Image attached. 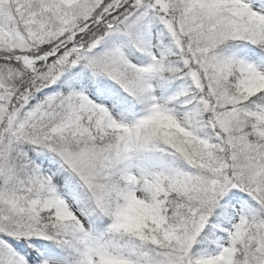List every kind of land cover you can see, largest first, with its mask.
Instances as JSON below:
<instances>
[{
  "label": "trees",
  "instance_id": "trees-1",
  "mask_svg": "<svg viewBox=\"0 0 264 264\" xmlns=\"http://www.w3.org/2000/svg\"><path fill=\"white\" fill-rule=\"evenodd\" d=\"M26 1L23 7L22 0L19 1L15 9V13H28L25 19L15 15L23 24H17L15 20L8 22L0 5V225L6 230L7 242L1 246L4 253L0 264H14L17 259L39 264L53 254L68 256L65 246L58 242L60 237L82 240L86 244L92 240L104 252L123 255L136 264H146L152 252L151 245L119 227L116 206L120 200L116 196L120 187L117 182L126 176L129 166L137 162L142 168L158 170L165 175V188L159 191L162 197L167 201L177 197L179 203L186 205L195 195L184 151L160 137L147 136V123L142 124V119L151 114L153 99L146 71V75L134 76L123 87H117L97 70H86L81 65L70 70L65 69L67 66H58V58L71 55L69 52L74 50L70 44L64 47L72 34L88 24H91L89 30L99 28L102 24L96 21L102 19V11L107 6L114 7L120 0L105 1L96 9L87 7L92 0ZM257 1L264 8V0H250L251 3ZM152 4L153 1L147 2L139 9L138 14H141L145 7L151 8L148 17L138 19L139 24L129 37L127 51L123 50V45L116 51L126 66H134L133 70L142 72L152 59L153 49L160 51L161 68L156 76L161 96L171 98L170 104L183 115L186 129L180 125L166 126L168 116L158 122L160 126L155 125L160 131L172 130L184 139L199 135L207 137L213 134L209 123L212 108L219 112L236 109L244 125L239 133L240 140L252 144L246 150L250 160L254 158L253 151L263 156L264 91L246 97L241 103L232 95L231 85L242 81V77L235 74L234 67L243 56L249 55L264 64V18L246 26L238 24L234 36L219 39L220 46L213 54L218 66L207 75L212 83L200 88L185 66L190 55L182 52L184 45L174 40ZM117 8L116 17L125 9H131L123 2ZM86 11L88 16L85 18L82 14ZM59 17L61 21H57ZM136 17L137 13L132 16ZM17 35L23 37V44H18ZM83 37H75L76 42L81 43ZM55 50H58L56 56L40 62L35 69L21 63L23 58H37ZM58 71L62 72L58 80L54 81L56 75L53 81L42 84V77L55 75ZM227 92L232 96L224 99ZM69 99H73L72 103L68 102ZM87 99L93 106L95 100H105L130 116L138 124L136 141L131 139L130 133H103L100 123L94 134L84 120L86 108L78 113L73 103ZM255 132L262 133L259 142L263 145L252 140L251 135ZM7 157L24 161L25 171L22 173L16 167L14 170L5 169L3 163H8ZM45 170L52 171L53 177H47ZM45 191L61 192L74 198L79 212L91 224L89 232H84L79 222L74 223L73 232L68 231L71 228L69 223L58 224L60 230L55 228L51 234L45 230L47 226L37 222V217H43L44 213H38L40 205L35 202L43 199ZM238 193L235 199L243 210L246 232L258 233L262 237L264 206L262 209L248 192L239 190ZM233 198L232 195L227 197L221 208L210 216L208 226L213 232L217 230L215 223H225L229 218ZM189 211L188 205L186 210H176V219L171 221L183 227L193 224L195 214ZM171 228L174 227L171 225ZM213 239L215 234L209 232L200 242L209 247ZM245 247L246 244L241 249Z\"/></svg>",
  "mask_w": 264,
  "mask_h": 264
},
{
  "label": "rangeland",
  "instance_id": "rangeland-1",
  "mask_svg": "<svg viewBox=\"0 0 264 264\" xmlns=\"http://www.w3.org/2000/svg\"><path fill=\"white\" fill-rule=\"evenodd\" d=\"M19 1L21 0H0L8 22L15 20L17 24H23L15 16L19 14L15 13ZM105 1L109 0H92L87 7L101 8ZM151 1H153L151 6L156 7L160 21L169 29L171 36L178 44L184 45L182 52L190 55L185 60V66L200 88L212 83L208 76L218 66L213 54L220 46L219 39H230L234 36L238 24L246 26L264 18V8L260 1L251 3L250 0H120L114 7L111 5L103 7L105 8L102 11L103 17L96 21L102 24L99 28L96 26L89 30L91 24H88L89 26L86 25L73 33L64 45L65 47L70 44L74 50L69 52L71 55L58 58V66L61 68L67 66L65 69L70 70L81 65L85 69L97 70L98 74L107 76L117 87H123L134 76L146 75L147 72L149 80L147 83L153 99L151 114L142 119V124L147 123L146 128L149 131L147 136L160 137L178 150L184 151V158L190 167L189 174L194 184L192 192L195 196H191L184 205L179 203L177 197L173 198L175 200L167 201L160 195L159 191L166 185V177L162 172L142 168L137 162L132 163L126 176L120 177L117 182L120 187L116 196V199L120 200L116 206L119 227L151 245L152 252L148 255L149 262L146 264H264V235L259 237L261 235L258 233L246 232L243 210L235 199L239 194L238 191L243 190L261 204L262 209L264 206V158H260L264 155L259 156L253 151L254 158L250 160L246 150L251 148L252 144L242 143L240 140L239 133L244 125L240 121L239 111L235 109L219 112L212 108L209 123L212 125L213 134L207 137L199 135L184 139L172 130L160 131L157 127L160 126L158 122L165 116L169 117L165 118L166 126L180 125L181 128L186 129L183 115L170 104L171 98L161 96L160 84L156 76L161 68L160 51L157 48L153 49L152 59L144 67L143 72L133 70L134 66H126L123 58L116 51L120 45H123V50L127 51L129 37L133 36L139 24L138 19L148 17L147 12L151 8L145 7L146 10L141 14H138V11ZM22 2L21 7L26 6L27 1L22 0ZM122 2L131 9H125L116 17L117 7L122 5ZM136 13L137 17L132 18ZM19 15L24 16L25 19L28 13ZM82 16L86 18L88 11ZM57 21H61L60 17ZM81 35L84 36L81 43L76 42L75 37ZM17 39L18 44H23L24 39L21 35H17ZM100 46H103V49L100 50ZM56 51L47 54L52 55ZM75 53L77 55L73 56ZM43 55L32 59H38ZM71 56L72 60H70ZM28 59L21 60L23 66L26 67ZM129 59L139 65L135 58L129 56ZM37 64L39 63H31L29 67L35 69ZM234 72L242 77V81L233 82L231 85L236 102L244 101L246 97L264 91V64L257 59L249 55L243 56L235 65ZM61 73L58 71L55 75L52 73L48 77H42V84L56 75L55 80L52 81L58 80ZM231 96L227 92L224 99ZM72 100L69 99L68 102L72 103ZM73 103L78 113L86 108L83 114L84 120L92 127L94 134L97 133L96 128L100 123L103 133H130L131 139L136 141L138 124L107 101L95 100V106L90 104L89 99ZM261 136L260 132L251 135L253 141L257 140L259 145H263V142H259ZM7 158H9L8 163H3L5 169L14 170L16 167L22 173L25 171L24 161L14 157ZM70 162L73 164L72 160ZM45 175L49 178L53 177L50 170H45ZM230 195L234 196L230 216L225 223H215L217 230L213 232L210 225L208 226L210 216L221 208L222 201ZM35 202L40 205L38 213H44L43 217L41 215L37 217L39 219L37 222L47 226L45 230L50 234L56 231L58 224L68 223L71 225V230L68 231L73 232L72 227H75V222H79L84 232H89L91 224L79 212L75 199L67 194L45 191L43 199ZM187 205L189 212L195 214L193 224L185 227L177 226L171 221L176 219L174 213L176 210H186ZM54 221L57 223H53ZM5 232L6 230L0 225V257L4 253L1 246L7 243ZM209 232L215 234V239L209 247H206L200 241ZM58 242L65 246L64 249L69 252L68 256L53 254L39 264H136L134 260L127 259L123 255L104 252L92 240L86 244L82 240L78 242L60 237ZM245 244L246 247L242 250L241 246ZM72 250L79 252L73 253ZM14 264L29 263L17 259Z\"/></svg>",
  "mask_w": 264,
  "mask_h": 264
},
{
  "label": "water",
  "instance_id": "water-1",
  "mask_svg": "<svg viewBox=\"0 0 264 264\" xmlns=\"http://www.w3.org/2000/svg\"><path fill=\"white\" fill-rule=\"evenodd\" d=\"M57 52L54 53L53 55H43L42 57L38 58V59H29L28 63L26 64V66H29V64L33 63V62H41V61H46L48 58L52 57V56H56Z\"/></svg>",
  "mask_w": 264,
  "mask_h": 264
}]
</instances>
